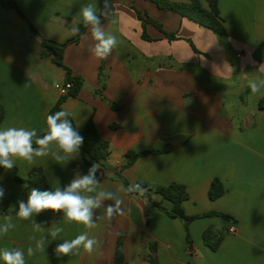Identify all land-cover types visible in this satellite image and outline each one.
Returning <instances> with one entry per match:
<instances>
[{
  "label": "crops",
  "instance_id": "obj_1",
  "mask_svg": "<svg viewBox=\"0 0 264 264\" xmlns=\"http://www.w3.org/2000/svg\"><path fill=\"white\" fill-rule=\"evenodd\" d=\"M198 1L208 7L207 0ZM15 3L23 16L0 3V129L25 127L40 135L66 82L65 70L45 54L42 39L69 40L71 28L82 22L81 6L99 7L102 0ZM112 5L113 16L102 27L117 36L118 46L108 59H96L87 29L66 47L63 62L83 87L62 108L72 113L78 129L92 119L109 142L110 155L99 165L100 188L123 199L124 213L109 221L99 209L96 227L87 229L76 222L64 224L62 212L45 210L33 217L42 225V231H34L32 220L16 217L17 201L26 202L33 189L25 181L31 170L41 168L54 189L92 164L81 154L61 164L51 156L32 163L17 160L11 170L0 167L4 199L10 201V213L0 214V224L12 216L16 225L0 235V249L24 250L26 264H113L123 233L127 264H152L151 257L157 264H264V108L259 107L264 89L253 94L249 87L264 80V0H217L225 35L149 0H112ZM138 12L159 21L164 32L150 23L144 27ZM165 32L175 37L169 39ZM49 151L57 152L55 144ZM129 151L149 152L124 167ZM214 179L225 191L212 200ZM124 180L133 185L180 183L188 192L182 204L186 215L216 211L232 219L200 217L186 225L148 198L119 190L126 188ZM152 198L166 209L173 206L160 194ZM57 226L64 231L52 240L48 232ZM209 228L222 235L216 250L203 239ZM85 231L99 241L95 252L57 258L54 249L63 239ZM42 237L48 241L45 251L27 256V248Z\"/></svg>",
  "mask_w": 264,
  "mask_h": 264
},
{
  "label": "clouds",
  "instance_id": "obj_2",
  "mask_svg": "<svg viewBox=\"0 0 264 264\" xmlns=\"http://www.w3.org/2000/svg\"><path fill=\"white\" fill-rule=\"evenodd\" d=\"M108 9L109 11H105ZM83 26L89 29L94 44L90 48L92 55L98 60H106L118 46V38L102 27L101 17L112 14V0H102L99 7L91 3L84 4L79 10ZM71 32L79 34V26H73ZM253 94L264 89V80L253 81L249 84ZM67 110H60L46 118V131L43 136H38L35 129L25 127H8L0 129V167L11 170L17 160L32 163L37 157L51 156L57 163L78 158L84 138L77 128L73 126ZM55 144L57 152L50 153L49 148ZM100 168L94 163L86 173L78 170L66 186H57L51 190L40 191L33 188L28 194L27 201L19 200L16 217L21 220H32L34 231H42V225L35 223L33 217L45 210L63 213V223L73 222L84 225L87 229L96 227V220L101 216L107 220L123 215V199L115 191L100 188ZM139 185L123 186L119 190L131 193L139 189ZM6 189L0 184V201L5 197ZM105 201H112L105 205ZM103 208L101 216L97 210ZM12 216H5L0 224V235L7 234L15 228ZM63 227L51 228L48 232L52 240L61 237ZM46 239L36 240L35 247L27 248V256L35 255L37 251H45ZM99 241L90 238L87 231L77 235L74 239H63L54 249L57 258L64 256H77L81 252L92 254L96 251ZM0 260L4 264H26L25 251L18 248L0 249Z\"/></svg>",
  "mask_w": 264,
  "mask_h": 264
},
{
  "label": "trees",
  "instance_id": "obj_3",
  "mask_svg": "<svg viewBox=\"0 0 264 264\" xmlns=\"http://www.w3.org/2000/svg\"><path fill=\"white\" fill-rule=\"evenodd\" d=\"M149 1L155 3L161 9L176 12L179 15L186 17L189 20H192L193 22L201 26L213 30L219 35L226 34L224 20L220 16L217 7V0H207L208 7H204L198 0H190L189 2L186 3L174 2L172 0H149ZM0 3L3 5H10L15 9H17L15 0H11L7 4L3 2V0H0ZM105 11H109V10L105 9ZM18 12L22 15V13L19 10ZM113 13H114V7L112 5V14L107 17H101L102 24L110 20L113 16ZM138 16L140 19L143 20L144 27L146 23H150L159 30L164 32L163 26L159 21L154 20L149 16H146V18H144L140 12H138ZM78 26L80 28L79 34H75L72 38H70L69 40L63 43H58L56 41L49 39H42V44L44 46L45 54L51 55L54 64L65 70V75H66L65 84H70V87L65 91L64 94H62L59 97L57 103L51 108L48 115L63 110L62 108L63 102L68 97H77L83 87L82 79L78 76H74L71 70L63 62L64 52L66 47L71 43H76L81 37V35L87 30V28L83 26L82 22ZM165 34L169 39H173L175 37L174 34H169L166 32ZM143 37L147 40L150 39V37L146 34L145 29H144ZM255 56L260 58V49H258L255 52ZM113 107L117 108V106L115 105H113ZM259 107L264 108V98H262L259 101ZM1 118L2 116L0 115V121ZM70 119L73 123V126L76 127L73 119L71 117ZM77 130L80 133V135L83 136L84 138L83 145L80 150V154L84 158L85 162L92 165L96 163L100 166H103V162L110 155L109 142L101 137L94 121L92 119H89L88 122L81 129L77 128ZM45 131L38 136H43L45 134ZM148 152L149 151H141V152L129 151L126 154L127 160L126 163L124 164V167L131 166L139 157L147 154ZM25 181L28 183L30 187H33L40 191L51 190V187L47 183L46 177L41 168H33L30 172L29 179ZM124 183L126 188L129 187L130 185H133L127 180H124ZM138 185L140 186V188L137 189L136 191L131 192L132 194H136L141 197L148 198L156 208L165 211L170 217L183 219L186 225H188L189 222L200 217L219 216L224 219H232L231 216L216 211H212L198 216L186 215L182 204L185 200L188 199V192L186 190V187L180 183L174 182L168 186H162V185L142 182L139 183ZM224 191L225 190L222 182L219 179H214L209 190V197L210 199L215 200L220 196H222L224 194ZM152 194H160L164 199L171 201L173 204L172 208L171 209L164 208L159 202L153 200ZM8 213H10V201L7 199H3L2 201H0V214H8ZM187 238L189 241V233L187 235ZM124 239H125V235L123 233H120L116 242L113 264H127L124 255ZM203 239L204 242L211 249L216 250L222 241V235L215 232L213 228H209L204 232ZM151 262L152 264H157L155 257H151Z\"/></svg>",
  "mask_w": 264,
  "mask_h": 264
},
{
  "label": "built area",
  "instance_id": "obj_4",
  "mask_svg": "<svg viewBox=\"0 0 264 264\" xmlns=\"http://www.w3.org/2000/svg\"><path fill=\"white\" fill-rule=\"evenodd\" d=\"M64 86H65V88H66L65 90L63 89V87L61 88L63 94H64L65 91L70 87V84H65ZM230 232H231V233H234V232H235V228L232 227V228L230 229Z\"/></svg>",
  "mask_w": 264,
  "mask_h": 264
},
{
  "label": "water",
  "instance_id": "obj_5",
  "mask_svg": "<svg viewBox=\"0 0 264 264\" xmlns=\"http://www.w3.org/2000/svg\"><path fill=\"white\" fill-rule=\"evenodd\" d=\"M63 89H64V90L66 89L65 86H63Z\"/></svg>",
  "mask_w": 264,
  "mask_h": 264
}]
</instances>
